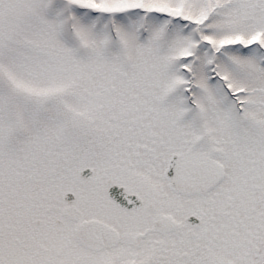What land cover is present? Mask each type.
Returning a JSON list of instances; mask_svg holds the SVG:
<instances>
[{
  "label": "snow or ice",
  "instance_id": "snow-or-ice-1",
  "mask_svg": "<svg viewBox=\"0 0 264 264\" xmlns=\"http://www.w3.org/2000/svg\"><path fill=\"white\" fill-rule=\"evenodd\" d=\"M0 264H264V0H0Z\"/></svg>",
  "mask_w": 264,
  "mask_h": 264
}]
</instances>
